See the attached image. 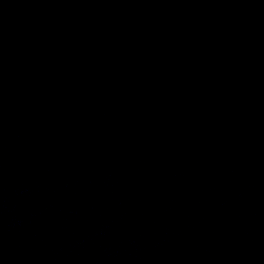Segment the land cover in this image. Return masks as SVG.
I'll use <instances>...</instances> for the list:
<instances>
[{
    "label": "water",
    "instance_id": "1",
    "mask_svg": "<svg viewBox=\"0 0 264 264\" xmlns=\"http://www.w3.org/2000/svg\"><path fill=\"white\" fill-rule=\"evenodd\" d=\"M0 264H264V0H0Z\"/></svg>",
    "mask_w": 264,
    "mask_h": 264
}]
</instances>
